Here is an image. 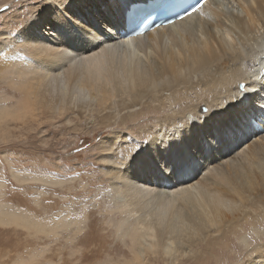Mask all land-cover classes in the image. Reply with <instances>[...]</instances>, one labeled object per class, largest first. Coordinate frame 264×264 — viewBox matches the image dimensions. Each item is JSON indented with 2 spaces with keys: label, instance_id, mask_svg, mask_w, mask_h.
<instances>
[{
  "label": "bare ground",
  "instance_id": "1",
  "mask_svg": "<svg viewBox=\"0 0 264 264\" xmlns=\"http://www.w3.org/2000/svg\"><path fill=\"white\" fill-rule=\"evenodd\" d=\"M169 11L158 0H39L29 6L21 31L0 42V77L18 93V107L1 119L38 121L39 114L71 112L108 128L135 119L142 106L153 103L155 112L170 106L171 121L144 142H131L118 129L100 140L103 173L122 214L112 225L131 254L116 264H149V254L173 264L169 256L192 235L202 241L203 254L236 237L244 256L239 264H261L264 132L253 135L248 120L264 106V0H207L200 12L181 10L177 20L162 18L167 26L139 37L102 39ZM188 33L194 38L187 40ZM161 47L159 55L151 52L153 60L139 55ZM187 87L198 89L196 104L202 97L208 111L191 110L193 117L179 123L172 98ZM161 157L172 165L163 174L144 164ZM85 215L42 221L0 206L1 223L46 236L79 233ZM247 223L258 244L246 236ZM164 241L160 255L155 251Z\"/></svg>",
  "mask_w": 264,
  "mask_h": 264
},
{
  "label": "rangeland",
  "instance_id": "2",
  "mask_svg": "<svg viewBox=\"0 0 264 264\" xmlns=\"http://www.w3.org/2000/svg\"><path fill=\"white\" fill-rule=\"evenodd\" d=\"M37 1L0 0V42L7 35L11 37L21 31L30 15L29 6H34ZM185 38L191 40L194 34L188 33ZM164 48L161 47L163 51L147 49L139 55L153 57L152 51L159 55ZM1 56L4 55L1 53ZM5 81L6 78L0 77V206L42 221H50L68 212L78 217L87 216L79 233L62 230L58 236H46L15 222H0V264H21L18 263L20 260L27 261L24 264H102L106 260L109 264H116L123 258H131L128 241H122L112 225L122 214L117 209L110 178L103 173L99 159L103 153L100 140L118 129L128 136L129 141L144 142L161 124L171 121L175 110L166 105L155 112L154 104H148V107L139 109L135 119L108 128L104 124H87L82 120L84 118L71 112L46 117L39 114L38 121L27 117L11 119L10 116L9 120L2 121L5 112L18 107V93L12 91ZM193 90L198 89H179L176 99L171 97L177 111L175 121L181 123L184 119H191V110L198 115L207 114L204 99L201 97L202 101L196 104ZM8 94L16 95L4 99ZM251 141L255 142L257 138ZM137 146L134 144L135 148ZM247 226L248 223L244 225L246 236L254 238ZM71 234L74 241H70ZM230 238V241L226 240L229 242L227 247L219 246L212 253L203 254L202 241L192 235L185 246L175 249L169 258L173 264H239L244 257L242 246L236 237ZM249 241L258 244L260 240ZM165 243L160 242L155 252L163 255ZM147 256L149 264H166L161 256Z\"/></svg>",
  "mask_w": 264,
  "mask_h": 264
},
{
  "label": "snow or ice",
  "instance_id": "3",
  "mask_svg": "<svg viewBox=\"0 0 264 264\" xmlns=\"http://www.w3.org/2000/svg\"><path fill=\"white\" fill-rule=\"evenodd\" d=\"M204 0H197V2L190 4L187 8L183 9V11L191 15V12L188 10L191 9L192 12L197 11L203 4ZM179 15V13H177ZM241 89H243V85H239ZM261 90H264V85L261 86ZM259 113H261L262 116H264V106H261L260 108L256 109ZM264 130V129H262ZM256 133H253L255 135ZM250 138V137H249ZM145 166L150 168H155L156 170L160 171L161 174H163L164 170L170 169L172 167L170 161L168 159H165L163 157L157 159V158H149L144 161ZM261 264H264V256L261 258Z\"/></svg>",
  "mask_w": 264,
  "mask_h": 264
}]
</instances>
